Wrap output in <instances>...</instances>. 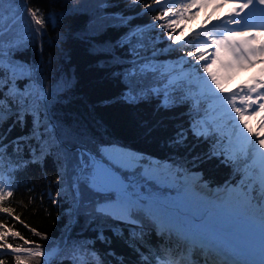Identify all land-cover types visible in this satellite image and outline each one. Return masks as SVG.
Segmentation results:
<instances>
[{"label":"trees","instance_id":"trees-1","mask_svg":"<svg viewBox=\"0 0 264 264\" xmlns=\"http://www.w3.org/2000/svg\"><path fill=\"white\" fill-rule=\"evenodd\" d=\"M24 2L41 17L51 14L50 22L43 28V37L35 36L16 54L18 60L38 70L28 82L35 85V107L40 112L44 136L39 144L37 141L41 137L33 138L35 124L31 112L23 122H18L15 115L7 114L0 121V152L3 153L0 156V168L3 169L0 187L13 193L0 202V206L12 210L11 216L0 212V231L8 233L0 243L13 247L38 244L46 253L59 250L52 261L47 256L23 254L25 264H43L45 259L48 264H96L92 253L99 256L102 264H142L145 258H154L156 251L165 245H171L173 250L190 249L191 254L195 253V259L200 260L205 253L199 251L198 246L188 248L175 237L161 239L146 219L143 239L130 238L134 225L121 224L109 214L98 211L101 204L109 202V197L91 190L84 180L76 186L79 173L74 170L80 153L76 148L98 155L101 147L116 144L144 157L169 162L184 173L200 172L201 181L211 187L221 188L234 183L249 193L248 198L252 201L264 200L261 182H244L248 170L252 169V175H258L261 162H252L253 168L249 166L241 173L234 159L226 162L225 155H221L228 148L234 157L232 149L235 152L236 146L232 145L231 149L210 120L198 116L196 98L206 92L205 84L199 79L204 74L202 71L197 73V57L192 56L191 64H187L189 54L197 51V46L187 44L163 51L172 40L166 39L170 32L162 31L157 24L153 35L159 42L155 44L152 62L163 67L146 79L137 76L131 83L150 88L161 83V76L182 77L179 91L169 89L175 106L162 109V97L126 103L122 93L128 81L123 77L131 70L133 58L128 57L129 48L121 49L115 45L129 29L148 27L156 22V11H144L146 4H155L157 0H139L138 4H133L132 0ZM113 16L125 19L120 22ZM195 16L193 13L188 20ZM28 27L37 28L35 21L26 20L14 31L23 32ZM10 38L12 34L6 27V47ZM148 47L149 51L142 52L140 59L152 54V45ZM181 57L184 63L177 64ZM233 73L228 74L233 77ZM68 79L72 84L65 90L61 85ZM19 83L21 88L25 86L24 80ZM41 86L48 94L46 101L39 98ZM32 107V99H29V110ZM193 124L202 134L205 129L210 132L198 139L190 130ZM146 126L153 130L146 131ZM181 130L187 134V140L180 146H173L171 142ZM42 147L44 153L40 154ZM34 151L37 152L35 157ZM61 175L64 179L58 184ZM57 192H61L60 203L54 205L49 196L55 198ZM13 232H19L20 237L34 243L24 244L23 239L12 235ZM101 232L107 242L98 238ZM15 255L0 251V264H16Z\"/></svg>","mask_w":264,"mask_h":264},{"label":"snow or ice","instance_id":"snow-or-ice-1","mask_svg":"<svg viewBox=\"0 0 264 264\" xmlns=\"http://www.w3.org/2000/svg\"><path fill=\"white\" fill-rule=\"evenodd\" d=\"M138 2L139 0H132L133 4H138ZM167 3L168 0H164V3L157 0L155 4H146L144 12L156 11L158 13L155 17L156 22L148 27L139 26L129 29L115 45L121 49L129 48L128 57L133 58L131 70L123 77L125 81H128L122 93V98L126 103H139L152 97H162L160 103L162 109L167 110L175 106V99L169 89L179 91L183 83L182 77L171 74L168 77L161 76V83L150 88L133 86L131 83L137 76L140 79H146L163 67L152 62L155 60V44L159 42L153 35L157 24L160 25L162 31L167 30L173 34L166 37L171 41L174 35L181 31L178 27L180 19H189L193 14L191 10L198 12L200 8L209 6L219 9L228 4L229 0H180L179 3H175L174 7H167ZM186 13L188 15H185ZM113 19L123 22L125 17L113 16ZM226 19L227 24L235 25L237 30L229 29L218 35L208 33L210 39L204 42V50H193L187 61L190 65L192 56L197 57V73L202 71L204 74L199 79L206 83L210 81L207 84L214 86L220 93L225 92L223 81L231 79L227 71L224 75H219L220 69L231 70L234 67L243 69L256 63L258 59H264V41H259L257 44L250 43L256 41L258 36H264V0H236L232 3V14H229ZM26 20L35 21L37 28L28 27L23 32L14 31L18 24ZM50 20L51 14L41 17L36 10L29 9L24 0H0V121H3L7 114L15 115L18 122H23L31 112L35 124L33 138L41 137V140L37 141L38 144L43 140L44 132L41 131L39 109L35 107L37 102V97L33 94L35 85L28 82L33 73L38 70L27 62L18 60L16 54L29 45L35 36L39 35L42 38L45 34L43 28ZM6 27L8 33L12 34V38L7 41V47ZM149 44L152 45V54L140 59L142 52L149 51ZM179 45L176 44L174 47L178 49ZM209 47L213 51L210 56L206 57L205 50ZM176 63H184V58L181 57ZM21 80L25 81L23 88L19 83ZM70 84L72 80L68 79L62 83L61 87L67 90ZM240 91L244 92L243 86ZM47 96L48 94L44 93L41 86L39 98L46 101ZM231 96L236 104L238 100L239 105L245 106L237 109L242 130L246 129L247 133L259 137L260 133L253 132V128L249 126L245 113L247 112L248 116L256 115L258 112L264 113V74L261 79L254 78L244 94L237 97L236 92H231ZM29 99H32L33 103L31 110H29ZM260 127H264V116L261 117ZM145 130L153 129L146 126ZM190 130L198 139L203 135L195 124L190 125ZM186 140L187 134L181 130L171 143L173 146H180ZM257 142L260 148H264V138H262L252 141L253 149ZM17 143H19V138ZM230 146L231 139H229ZM39 152L43 154L44 148H40ZM2 155L3 153L0 152V156ZM221 155H225L226 162L234 159L228 148ZM33 156H37L36 151L33 152ZM145 163L143 157L115 146L101 147L98 155L81 151L78 164L74 169L79 173L76 186L84 180L91 190L109 197V202L101 205L98 211L105 213L110 211L112 218L121 224L134 225L129 233L133 240L143 239L144 220L146 219L148 226L161 239L182 238L186 244L190 241L193 247L199 245V251L207 253L203 257V264H208V256L213 253L222 257L219 264H264V206L259 207L260 222L256 226L248 221L239 210L240 204L243 203L241 198H238L235 208L225 205L209 206L203 201L190 199L184 195L181 189L177 188L180 183L179 179L154 171L150 162L145 168L143 167ZM159 168L160 165L155 166V169ZM2 173L3 169L0 168V174ZM178 176L179 173L176 174V177ZM63 179L61 175L57 183L61 184ZM261 187L264 189V181H261ZM4 192L7 194H0V202L13 195L12 191H4L0 187V193ZM248 195L247 192L243 193V197ZM60 196L61 192H57L55 198L51 195L49 198L55 205L60 203ZM261 198L264 199V193ZM248 203L250 204L251 200ZM0 212L12 215V210L7 207L0 206ZM68 214L71 216L72 211L70 210ZM7 235V232L0 231V241H4ZM12 235L20 237L19 232H13ZM36 235L39 236L40 233L36 232ZM20 238L23 239L24 244L34 243L26 238ZM98 238L107 242V237L103 232L99 233ZM5 246L11 248L16 254V264H25L23 254L33 257L47 256L38 244L35 247H13L11 244L0 243V248ZM92 255L96 257V264H102L97 254L92 253ZM43 264H48L47 259L43 261ZM142 264H200V261L195 259V253L189 256L187 249L173 250L171 245H165L156 251L154 258H145ZM213 264H216L215 259Z\"/></svg>","mask_w":264,"mask_h":264},{"label":"rangeland","instance_id":"rangeland-1","mask_svg":"<svg viewBox=\"0 0 264 264\" xmlns=\"http://www.w3.org/2000/svg\"><path fill=\"white\" fill-rule=\"evenodd\" d=\"M229 1L232 3L235 2L234 0H229ZM159 2L164 3V0H159ZM179 2L180 0H168L167 7H174L175 3H179ZM216 10L218 9H215L211 6L207 8H200L198 12H196V10L194 9L191 10L193 13L194 12L196 13V17L191 21L180 19V24L178 25V27L181 29V31L174 35V39L172 40L170 45L166 46L163 51H167L169 49L174 48V45L176 44H180L179 46L187 45V44L196 45L198 47L197 51H201L204 50L203 48L204 42L210 39L208 33L212 35H218L225 33L229 29L237 30L236 26L227 27L224 26L223 24H218V23L213 24L212 22H209L211 16L215 13ZM201 15L204 16V18H202L201 20L202 27L199 30H195V31L187 30L189 24L194 22ZM176 19H179V17H176ZM170 35L173 34L170 33ZM256 42H258V39L250 43L255 44ZM212 51L213 49L209 47L207 50H205V56L206 57L210 56ZM263 62L264 59H258L256 63L247 66L243 69L234 67L233 70H236V72H234L235 75L234 78L232 79L231 77L230 80H226L223 83V86L225 88L224 93H220L213 86L209 87L208 86L209 84L207 83H210V81L206 83L204 80H201V82L204 83L206 86L205 88L206 92L203 93L200 97L196 98L198 116H202V118L204 119H209L211 125L213 127H216L217 130L221 133L220 135L225 139V142L229 144V139H231V146H230L231 149H232V145L236 146L235 152L234 149H232V152L234 154V160L236 162L237 168L241 173H245L246 168L249 166L253 168L252 162H255L256 160L257 162L255 163L261 162L262 165L258 167L257 176H254V174L252 175L251 172L252 169L248 170V173L245 175V181H244L246 184L248 181H250L251 183L252 180L253 181L258 180V182L264 180V148H260L259 142H257L255 149H253L252 147V141L264 138V127H260L261 122L259 121H261V119H259L258 116L259 112L256 115H252V116H248V113L246 112L245 115L246 118L248 119L249 126L253 128V132H259L260 136L257 137L250 133H247L246 129L242 130V125L239 124L240 114L237 111V109L238 108L242 109L245 106L239 105L238 100L236 104L235 101L232 100L231 93L228 94V91L231 90V88H229L231 84H233L234 81L235 82L237 81L236 82L237 97L244 94V92L240 91L241 87L243 86L244 91H246L247 86L253 82V79L254 78L257 79L255 74H253V70L257 69V66ZM226 71L228 72V70L220 69L218 74L224 75ZM260 71L261 70L258 69V73ZM230 101L232 102L230 103ZM209 132H210L209 129L208 130L205 129L203 134L207 135ZM112 145H116V144H112ZM118 147L123 148L122 146L119 145ZM141 157H143L144 161L146 162H149V160L151 159L148 157H144L142 155ZM170 166L174 171L178 172L179 175L184 173L181 169L177 167H173L172 165ZM236 186L242 188L238 185ZM253 202L258 206H264V200L259 203L255 201ZM53 255H54L53 251L47 253L48 258H52Z\"/></svg>","mask_w":264,"mask_h":264},{"label":"bare ground","instance_id":"bare-ground-1","mask_svg":"<svg viewBox=\"0 0 264 264\" xmlns=\"http://www.w3.org/2000/svg\"><path fill=\"white\" fill-rule=\"evenodd\" d=\"M236 2V0H234ZM229 14H232V2L229 1V3L221 9H218L215 11V13L211 16V19L209 22H212L213 24H223L227 27H234L235 25H229L227 24V17ZM204 18L203 15L198 17L194 22L190 23L187 30L189 31H195L199 30L202 27L201 20ZM245 31V30H241ZM260 40H262V37L260 36ZM258 69L261 70L258 73ZM253 74L257 77V79L262 78V74H264V62L259 64L257 66V69L253 70ZM237 82V81H236ZM236 82L234 81L233 84L229 88L231 90L228 91V94L231 92L237 91ZM246 92V91H244ZM259 119H261L262 116H264V113H259ZM261 122V121H259ZM109 146H115L116 145H109ZM124 151H129L137 156H141L140 154L128 150L125 148L118 147ZM149 162L153 165V170L169 177H175L179 179L180 183L177 185V188L181 189L182 193L189 197L190 199L194 200H200L205 203H207L209 206L216 205V206H229L230 208H235L237 205L238 198H241L243 203L240 204L239 210L241 213L245 216V218L250 221L251 223L255 224L256 226L259 225V207L257 204H255L251 199L247 197H243V193H245L242 188L237 187L235 184L230 183L223 188L218 187H211L209 186L205 181H201V176L198 174V172H186L178 177H176V174L178 172L174 171L170 164L168 162H159L155 158H151ZM146 162L143 167L147 168L148 163ZM156 165H160L159 169H155ZM249 200H251V203L249 204ZM247 205V207H245ZM100 208V207H99ZM191 243V242H190ZM222 259V257H220Z\"/></svg>","mask_w":264,"mask_h":264},{"label":"water","instance_id":"water-1","mask_svg":"<svg viewBox=\"0 0 264 264\" xmlns=\"http://www.w3.org/2000/svg\"><path fill=\"white\" fill-rule=\"evenodd\" d=\"M53 126H54V128L56 129V126H55L54 124H53ZM116 146H118V145H116ZM123 148H124V147H123ZM76 149H79L80 152H81V151H88V150L83 149V148H76ZM125 149L132 150V149H129V148H125ZM132 151H134V150H132ZM88 152H90V151H88ZM134 152H136V151H134ZM90 153H92V152H90ZM136 153L142 155V154L139 153V152H136ZM92 154H94V153H92ZM155 159H157V158H155ZM157 160H158V159H157ZM198 174L201 175L200 172H198ZM222 188H223V187H222ZM106 203H108V202H106ZM106 203H103V204H106ZM103 204H102V205H103ZM108 212H109V211H108Z\"/></svg>","mask_w":264,"mask_h":264}]
</instances>
